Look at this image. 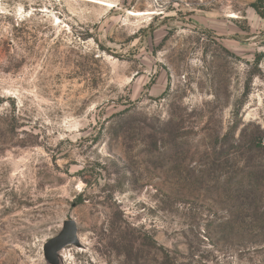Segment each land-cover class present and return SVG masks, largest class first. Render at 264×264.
Wrapping results in <instances>:
<instances>
[{
    "label": "rangeland",
    "instance_id": "374dc122",
    "mask_svg": "<svg viewBox=\"0 0 264 264\" xmlns=\"http://www.w3.org/2000/svg\"><path fill=\"white\" fill-rule=\"evenodd\" d=\"M259 3L0 0V264H264Z\"/></svg>",
    "mask_w": 264,
    "mask_h": 264
},
{
    "label": "water",
    "instance_id": "95a60500",
    "mask_svg": "<svg viewBox=\"0 0 264 264\" xmlns=\"http://www.w3.org/2000/svg\"><path fill=\"white\" fill-rule=\"evenodd\" d=\"M70 246L82 247L78 236V226L73 220L65 221L61 233L45 245L44 257L46 261L49 264H60L61 253Z\"/></svg>",
    "mask_w": 264,
    "mask_h": 264
},
{
    "label": "trees",
    "instance_id": "16d2710c",
    "mask_svg": "<svg viewBox=\"0 0 264 264\" xmlns=\"http://www.w3.org/2000/svg\"><path fill=\"white\" fill-rule=\"evenodd\" d=\"M264 3V0H260V3L259 4H263ZM255 7H256V11L260 14L261 12H259V10H258V8H257V6L255 5ZM261 16L263 15V14H260ZM263 135H261L260 137H258V138H256V139H253V140H251V141H249V140H246V139H239L238 141H236V143H233V145L235 146V147H241L242 145H244V144H246V143H248V144H250V146H251V148H252V151H255V149L256 150H259V149H261V150H264V133H262ZM234 142H235V140H234ZM255 143H258L256 146H252V145H255ZM252 144V145H251ZM246 147V146H245ZM253 179V178H252ZM166 259L168 260L169 259V257L168 256H166Z\"/></svg>",
    "mask_w": 264,
    "mask_h": 264
}]
</instances>
